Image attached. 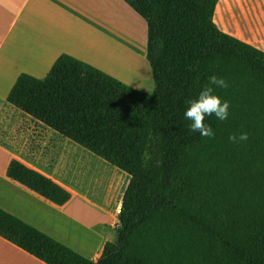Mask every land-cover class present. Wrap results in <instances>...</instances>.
<instances>
[{
    "label": "trees",
    "instance_id": "1",
    "mask_svg": "<svg viewBox=\"0 0 264 264\" xmlns=\"http://www.w3.org/2000/svg\"><path fill=\"white\" fill-rule=\"evenodd\" d=\"M123 1L146 22L152 94L63 55L8 97L130 176L117 240L92 261L2 209L0 236L46 264H264V51L218 28L219 0ZM212 75L229 115L203 137L184 111Z\"/></svg>",
    "mask_w": 264,
    "mask_h": 264
},
{
    "label": "crops",
    "instance_id": "2",
    "mask_svg": "<svg viewBox=\"0 0 264 264\" xmlns=\"http://www.w3.org/2000/svg\"><path fill=\"white\" fill-rule=\"evenodd\" d=\"M111 8L144 22L138 74L145 78L137 77L135 84L96 59L91 36L83 34L80 23H69L100 17L103 25L117 27ZM214 22L264 51V0H219ZM107 39L121 47L116 53L126 68H136L132 51L116 36ZM146 43L145 20L123 0H0V209L92 261L118 238L130 176L19 110L8 97L20 76L46 79L63 55L150 95L154 82ZM0 264L46 263L0 236Z\"/></svg>",
    "mask_w": 264,
    "mask_h": 264
},
{
    "label": "bare ground",
    "instance_id": "3",
    "mask_svg": "<svg viewBox=\"0 0 264 264\" xmlns=\"http://www.w3.org/2000/svg\"><path fill=\"white\" fill-rule=\"evenodd\" d=\"M111 11V20L117 24V27L114 26L110 28L109 26L103 25V23L100 22V17H89L88 19L83 17L78 20L69 21V23H80L83 27V34H89V36H91L89 37L91 38L90 47L92 49L90 53H93L92 55L96 59L102 61L105 65L121 73L128 79H136L137 77L145 78L144 75L138 74L139 71L142 72L141 63L139 61V50L143 47L144 40L142 23L131 13H129L127 17L126 15L119 14L115 8H111ZM115 36L120 39V44H123L124 49L132 51L131 56H134L136 68H126L122 56L117 55L116 50L121 47L114 45L113 40L107 39H114ZM98 171L101 170L99 169Z\"/></svg>",
    "mask_w": 264,
    "mask_h": 264
},
{
    "label": "clouds",
    "instance_id": "4",
    "mask_svg": "<svg viewBox=\"0 0 264 264\" xmlns=\"http://www.w3.org/2000/svg\"><path fill=\"white\" fill-rule=\"evenodd\" d=\"M228 82L216 75L209 77V85L202 88L199 94L187 101V107L184 111V118L190 121L189 131L199 133L203 137H212L214 135L211 127L206 126L205 117L215 115L221 121L228 118L230 104L227 100L222 102L218 95L214 94V88H227ZM247 133L229 135V141L237 143L247 140Z\"/></svg>",
    "mask_w": 264,
    "mask_h": 264
},
{
    "label": "rangeland",
    "instance_id": "5",
    "mask_svg": "<svg viewBox=\"0 0 264 264\" xmlns=\"http://www.w3.org/2000/svg\"><path fill=\"white\" fill-rule=\"evenodd\" d=\"M141 22L144 24V22L141 20ZM142 24V25H143ZM143 34H144V40H143V47L141 48V50H140V52L141 53H143V49H144V45H145V42H146V40H145V31H144V26H143ZM45 79V78H44ZM44 79H40V80H44ZM146 79H147V76H146ZM135 81L137 82V79H135V80H133V83L135 84ZM149 82L150 81H148V83H147V86L149 87V88H151V85H149ZM129 87V86H128ZM131 88V87H130ZM131 89H133V88H131ZM133 90H136V89H133ZM137 91V90H136Z\"/></svg>",
    "mask_w": 264,
    "mask_h": 264
},
{
    "label": "built area",
    "instance_id": "6",
    "mask_svg": "<svg viewBox=\"0 0 264 264\" xmlns=\"http://www.w3.org/2000/svg\"><path fill=\"white\" fill-rule=\"evenodd\" d=\"M119 212H120V210H119Z\"/></svg>",
    "mask_w": 264,
    "mask_h": 264
}]
</instances>
